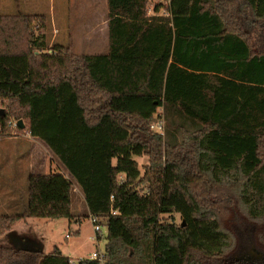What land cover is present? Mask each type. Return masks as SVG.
Instances as JSON below:
<instances>
[{"label":"trees","instance_id":"16d2710c","mask_svg":"<svg viewBox=\"0 0 264 264\" xmlns=\"http://www.w3.org/2000/svg\"><path fill=\"white\" fill-rule=\"evenodd\" d=\"M107 2L108 49L92 55L42 51L36 16L0 15V130L24 118L66 172L30 174L0 235L23 218H73L76 184L106 227V264H264L252 245L227 254L221 224L264 225V0L156 1L152 16L150 0ZM159 108L165 141L150 127ZM0 264L69 261L5 242Z\"/></svg>","mask_w":264,"mask_h":264},{"label":"rangeland","instance_id":"374dc122","mask_svg":"<svg viewBox=\"0 0 264 264\" xmlns=\"http://www.w3.org/2000/svg\"><path fill=\"white\" fill-rule=\"evenodd\" d=\"M156 1L164 0H150L152 5ZM19 12L37 17L33 22L36 25L34 33L40 36L44 34L45 40L49 39L54 28L57 32L55 44H70L71 40L77 39L79 29L80 44L75 51L77 54H97L107 50V30L105 31L106 38L102 41L103 30L99 33V28L93 31L90 29L88 32L82 27L86 22H90L93 16L99 20L102 14L107 13L105 0L95 2L94 0H0V15H13ZM40 17L46 20L47 31L44 26L40 25ZM44 50L48 49L44 48ZM1 108L6 111L5 105L0 104ZM160 119L163 125L158 121ZM18 120L24 123V129L21 131L18 129L12 131L13 129L10 128L7 131L0 130V215H15L25 209L27 178L30 174L60 171L59 163L49 148L40 139L28 134L27 127H25L26 120L14 116L8 118V121L18 122ZM152 124L151 129L158 132L160 130L157 126L160 124L163 128L160 134L164 141L168 140L165 129L166 120L161 108L157 110L150 126ZM132 157L138 162L140 174H143L145 167L149 165L148 156ZM121 176L123 177L120 174L119 177ZM141 188H145V184ZM75 196L76 192H73V218L28 217L17 220L11 230L18 235H25L26 239L35 237L45 253L58 247L63 255L75 259L79 256L86 257L97 249L105 250L107 232L103 229L102 237L96 238L90 217L87 215L88 212L83 205L79 206L76 203ZM228 217L221 221L223 230L228 235L227 254L243 249L250 250L251 245L264 251L263 222H253L246 217L240 218L239 225L233 227L234 223L229 222ZM160 218L161 220L174 219L176 223L181 220L177 213L162 214ZM9 232L10 230L0 235V243L9 241L7 235Z\"/></svg>","mask_w":264,"mask_h":264},{"label":"crops","instance_id":"0c3cea01","mask_svg":"<svg viewBox=\"0 0 264 264\" xmlns=\"http://www.w3.org/2000/svg\"><path fill=\"white\" fill-rule=\"evenodd\" d=\"M96 0H94V2H95ZM106 1V5H107V13H105V14H102L101 16H100V19L98 20L97 19V17L95 18V16H93L92 17V20L90 21V22H86L84 25H82V27L83 28H86L87 30H88V32H89V30L91 29V31H93V30H97L98 28L100 29V30H98V32L100 33L102 30H103V33H102V37H101V40L102 41H104L105 40V38H106V33H105V31L107 32V49H108V23H107V21H108V2H107V0H105ZM150 7V6H149ZM148 7V8H149ZM147 8V9H148ZM147 11V10H146ZM30 15V14H29ZM146 15L147 16H149L147 13H146ZM152 16V15H151ZM41 18V17H40ZM44 18V17H43ZM45 20V19H44ZM94 20V22H92ZM44 27L46 28V31H47V25H46V20H45V25H44ZM101 27H102V29H101ZM44 30V29H43ZM80 31H79V29H78V31H77V39H75V40H71V43L70 44H68V45H63V44H57V45H62V46H68V47H71V50H72V52L74 53V54H76L77 56H83V55H92V54H87V53H81V54H77L75 51H77V46H78V44H80V33H79ZM88 32H86V34L88 33ZM56 37H57V32H55V30H54V28H53V31L51 32V35H50V37H49V39L48 40H45V42H46V46L45 47H42L43 49H42V51H47V50H44V48H47L48 49V47L49 46H51L52 44H55L54 43V41H55V39H56ZM88 39H89V36L87 37ZM45 39V38H44ZM48 45V46H47ZM81 49V48H80ZM105 52H107V50L105 51ZM101 53H104V52H101ZM97 54H99V53H97ZM55 157V156H54ZM56 158V157H55ZM57 162L59 163V165H58V167L60 168V172H64V173H66L65 172V170H64V168H63V166L60 164V162L57 160ZM68 175V174H67ZM73 191L74 192H76V196H75V200H76V203H78V205L79 206H84L85 207V209H86V211L88 212V210H87V208H86V205H85V203H84V198H83V194H82V192H81V190H80V188L76 185V184H74V188H73ZM88 215V214H87ZM31 239H34V238H32L31 237ZM68 257V256H67Z\"/></svg>","mask_w":264,"mask_h":264},{"label":"built area","instance_id":"2783aa9c","mask_svg":"<svg viewBox=\"0 0 264 264\" xmlns=\"http://www.w3.org/2000/svg\"><path fill=\"white\" fill-rule=\"evenodd\" d=\"M166 2H169V0H165ZM146 13L151 16V15H156L157 13L153 11V5L151 4V6L147 9ZM159 14L161 15H169L168 12L166 11H163V12H160ZM160 121L161 125H163V122L162 120H158ZM157 121V122H158ZM158 124V129L160 130L159 133H162V126ZM153 124L150 126L152 128ZM7 128H10V129H13L12 131H14L15 129H18V122L16 121H8L7 122ZM114 213V212H113ZM90 217V223L92 224L93 226V230H94V233H95V236L97 239L101 238L102 237V233H103V229H105V231L107 232L106 230V227L104 225V222L102 220H100L97 216H94V215H89ZM106 251L103 250V251H100V250H95L93 252H91L88 256L86 257H77V258H72V257H68V261H69V264H80V262L84 261V260H91V261H95L97 262L98 264H106Z\"/></svg>","mask_w":264,"mask_h":264},{"label":"water","instance_id":"95a60500","mask_svg":"<svg viewBox=\"0 0 264 264\" xmlns=\"http://www.w3.org/2000/svg\"><path fill=\"white\" fill-rule=\"evenodd\" d=\"M0 112H3L2 108L0 109ZM18 125H19V127L21 129L24 128V123L22 122V120H18ZM7 235L9 237L8 243L11 244L12 246H18L20 248H24L26 246L25 244L18 245V243L16 245V240L17 239L23 240L24 243L26 242L25 241L26 240L25 235H18L12 230H10V232ZM32 238H34V239H30L31 241L29 240L30 242L27 245H32L34 247V249H37V250L41 251L43 249L42 245L39 243V241L35 237H32ZM257 256H259V255H257Z\"/></svg>","mask_w":264,"mask_h":264},{"label":"flooded vegetation","instance_id":"af4514ba","mask_svg":"<svg viewBox=\"0 0 264 264\" xmlns=\"http://www.w3.org/2000/svg\"><path fill=\"white\" fill-rule=\"evenodd\" d=\"M30 239H26L25 241V243L23 242V240H20V239H17L16 240V245H17V243H18V245H20V244H25V245H27V244H29V242L31 241H29ZM32 243V242H31Z\"/></svg>","mask_w":264,"mask_h":264}]
</instances>
